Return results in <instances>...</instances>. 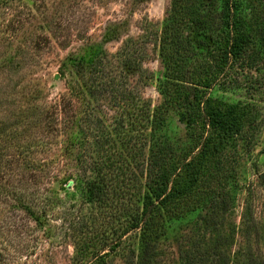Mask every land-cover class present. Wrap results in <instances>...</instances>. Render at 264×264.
Wrapping results in <instances>:
<instances>
[{"label": "rangeland", "instance_id": "1", "mask_svg": "<svg viewBox=\"0 0 264 264\" xmlns=\"http://www.w3.org/2000/svg\"><path fill=\"white\" fill-rule=\"evenodd\" d=\"M192 1L200 10L210 9V0ZM170 5L171 0H0V264L140 261L138 230L122 232L141 210L144 178L126 186L132 197L125 199L124 210L113 201L83 204L78 188L93 173L80 169L78 159L81 153L97 158L95 134L130 128L129 112L138 119L147 114L150 121L156 110L163 113L165 130L157 138L162 128L152 136L148 127L146 156L156 138L172 146V161L196 151L194 133L179 119L183 109H164L160 94L167 69L159 40ZM241 10L243 16L261 17L264 0H243ZM180 32L189 44L183 67L189 82L220 31L216 27L206 34L192 24ZM90 53L94 57L85 78L95 68L103 71V81L113 82L116 94L95 100L71 94L77 70L64 62ZM208 94L254 109L253 126L234 137L225 150L224 175L215 180L225 183L228 208L221 212L212 205L211 191L218 184L209 177L199 198L182 203L174 217L160 222L163 233L150 264H216L218 256L225 264H244L248 257L264 256V68L239 59L223 70ZM80 132L83 144L67 148L69 134ZM55 179L69 183L47 194ZM37 188V202L28 200ZM35 204L45 206L39 223L23 209ZM203 216L210 220L207 225Z\"/></svg>", "mask_w": 264, "mask_h": 264}, {"label": "trees", "instance_id": "2", "mask_svg": "<svg viewBox=\"0 0 264 264\" xmlns=\"http://www.w3.org/2000/svg\"><path fill=\"white\" fill-rule=\"evenodd\" d=\"M242 1L210 0L208 4L210 9L203 11L192 6V0H171L170 10L164 21L159 40V55L167 69L164 73L167 82L160 88V94L165 100L163 108L183 109L179 119L184 122L189 133H194L192 139L196 144L195 152L190 151L188 155L172 161L170 157L174 152L172 146L166 143V140L161 144L157 139L161 137L165 128H162L163 120L161 121L163 113L156 110L150 121L147 114L144 116L140 114L141 119H138L129 112L130 128L123 127L120 131L113 129L109 134L102 132L93 136V147L97 155L95 160H90L92 155L88 159L85 157L86 154L81 153L79 156L80 169L89 167L93 173L89 179L83 177L84 182L78 188L83 204L105 205L108 201H113L124 210L122 206L130 195L126 186H134L135 181L144 178L145 189L140 200L141 210L132 216L131 223H128L122 232L138 230L142 250L138 264L152 262L155 243L163 233L160 224L163 218L168 215L174 217L182 203L199 198L200 191L204 190L208 179L213 178L215 181L224 175L223 167L227 161L225 150L233 143L236 135L253 126V106L230 104L208 94L223 70L239 59L258 62L264 68V11L261 17L257 13L249 17L243 16ZM215 3L220 4L218 10ZM192 24L201 27L206 34L219 27L220 33L210 56L208 55L209 57L204 59L205 62L190 73V80L187 82L183 67L189 44L182 39L180 29L184 25ZM253 45L256 46L255 50ZM91 54L79 59L68 57L67 62H64L76 67L77 83L74 82L70 90H74L71 94L80 100L86 99L85 94L91 100H95L104 93L111 96L117 93L113 82L103 81L106 77L103 71L97 72L96 68L95 72L88 70L91 75L85 78L84 69L88 68L87 64L91 66L90 62L94 57ZM93 125L96 126L95 123ZM148 127L154 131L152 136L159 133L158 127L162 129L146 156ZM131 132H135L133 134L135 136H132ZM82 134L83 132H80L77 136L70 133L67 148L83 144ZM136 134L139 137H136ZM188 156L190 158H187ZM68 183V180L55 179L49 184L51 190H48L47 194H56L66 188ZM216 184L218 190L211 191L215 198L212 205L218 211L225 212L229 203L228 192L225 191V183L220 181ZM40 194V190L37 193L32 191L28 200L37 202V196ZM43 201L46 206L50 199ZM45 206L39 208L36 204L26 205L23 209L34 222L39 223ZM202 221L207 225L210 220L207 222V216H203ZM219 258V256L216 258V264H225L220 262ZM193 262L186 261L185 264ZM245 262L244 264H264V256L253 260L252 257H248Z\"/></svg>", "mask_w": 264, "mask_h": 264}]
</instances>
